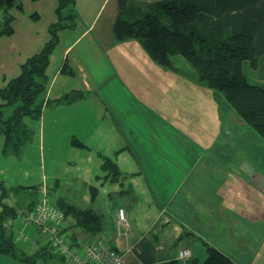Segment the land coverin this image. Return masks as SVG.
<instances>
[{
	"label": "crops",
	"instance_id": "1",
	"mask_svg": "<svg viewBox=\"0 0 264 264\" xmlns=\"http://www.w3.org/2000/svg\"><path fill=\"white\" fill-rule=\"evenodd\" d=\"M81 1L79 6L76 0L74 5L64 10L65 14L73 10L76 12V23L73 27L59 29V42L50 55L46 69L48 80L44 98L48 103L39 118L29 117L40 119L38 129L43 144L47 123L51 131L62 122L71 125L73 142L80 147L95 149L101 169L96 178L104 184H112L113 188L109 187L111 189L106 191L108 200L117 202L110 204L109 210L104 212L93 208L101 217V230L98 234L85 231L74 224V219L67 217L63 229L67 238L85 243L96 236L104 237L124 255L125 264H135L138 260L146 264H167L171 259L180 258L179 251L183 247L192 250L190 260L203 261L207 256V244L219 248L238 264H264V208L257 215L258 209L246 203L243 194L241 197L234 194L233 198L222 199L218 195L214 198L208 195L211 194L209 187L216 182H228L234 186L231 180L236 176L232 175L226 165L217 162L219 168H224V176L209 178L208 167L196 148L189 150L178 146L171 136L179 137L180 134L173 130V126L163 116H157L144 108L128 90L130 84L125 76L130 66L136 70L146 66L154 74L155 63L158 62L154 59L155 63L151 62L144 56L143 64L138 60L137 65L124 66L126 63L121 71L118 70L112 53L126 45L135 46L134 42H123L134 38L118 40L114 34L118 2H114L107 10L108 0ZM22 3L21 11H24L23 0ZM57 5L58 0H48L47 4L40 2L34 12L39 17L31 15L30 19H40L42 11L49 7L52 17L45 28V32H49L48 26L58 19ZM14 30L16 33V27ZM45 32H30L31 48L17 50L13 67L4 71V76L0 77V88L8 82L7 75L16 72L15 68L19 65L21 70V64L37 52L39 41L36 36L43 43L49 39ZM137 53L141 54L139 51ZM119 56L121 54L115 57ZM64 66H69L72 72ZM71 91H84V95L74 101L53 102ZM197 149H200L199 146ZM106 159L116 163L118 173L104 170ZM209 163L213 165L211 160ZM76 183L78 188L67 186L59 192L60 195L70 199L71 195H78L73 191H84L85 187L83 198H87V192L92 201L99 197L100 188L97 183L88 182L82 177ZM44 191L48 194L51 192L49 187H42L37 193ZM73 199L83 200L76 196ZM246 200L250 201L248 197ZM119 207L126 208L131 224V230L122 235L116 232ZM229 215L233 221L225 223L226 220H223L218 228L211 221L201 219L226 218ZM21 227L30 229L33 238L42 244L48 243L39 232L36 233L35 227L32 228L23 220L16 224L14 230L18 236ZM204 227L211 233L216 229L218 235L215 242L206 237L207 232L202 229ZM198 229L205 235H200ZM28 243L33 247L32 253H35L38 247L36 243ZM59 262L67 263L62 258L53 260L52 257L47 264Z\"/></svg>",
	"mask_w": 264,
	"mask_h": 264
},
{
	"label": "trees",
	"instance_id": "2",
	"mask_svg": "<svg viewBox=\"0 0 264 264\" xmlns=\"http://www.w3.org/2000/svg\"><path fill=\"white\" fill-rule=\"evenodd\" d=\"M75 2L58 0V19L49 26V39L21 64L20 73L0 88V135L4 136L3 150L6 154L22 150L33 135L24 118H39L48 103L44 98L48 80L46 69L50 55L59 42V29L73 27L76 23L74 10L64 13L65 8ZM117 2L119 12L113 31L118 40L139 38L156 62L177 71L180 68L172 56L182 55L196 69L187 75L198 84L212 89L215 95L223 96L264 137V80L252 82L243 68L247 60L253 68L261 66L264 79V0ZM12 8L23 9L22 0H14L13 3L12 0H0V39L15 31ZM32 17L38 18L39 14L34 13ZM64 67L72 72L69 66ZM83 95L84 91H71L53 102L74 101ZM5 107H11L8 116L5 114L8 108ZM104 170L118 173L116 163L111 159L105 160ZM22 189L26 186L16 187L14 191ZM0 190L5 193L7 189L0 183ZM39 196L40 192L36 198L29 195L31 198L18 206L2 203L0 253H7L27 264H47L52 257L53 260L62 258L66 261L49 240L43 244L35 240V243L38 242L37 250L27 254L13 239L16 224L22 220L19 216L33 209ZM53 203L62 209L66 218L74 219L75 225L93 234L100 232L101 217L93 208L80 206L65 195H60ZM27 230L30 229H19V239L30 242L24 237ZM35 230L38 233V229ZM38 234L45 238L40 232ZM30 237L33 238V235ZM206 247L207 256L203 261L190 260V257L186 260L171 259L167 264H238L219 248L211 244Z\"/></svg>",
	"mask_w": 264,
	"mask_h": 264
},
{
	"label": "rangeland",
	"instance_id": "3",
	"mask_svg": "<svg viewBox=\"0 0 264 264\" xmlns=\"http://www.w3.org/2000/svg\"><path fill=\"white\" fill-rule=\"evenodd\" d=\"M77 1V6H79L82 1ZM95 1L98 2V0ZM116 1L108 0L107 10ZM23 2L24 11L20 8L11 10L16 15V21L13 22L16 33L12 34L13 36L3 35L2 40L0 39V77L4 76V71L13 67L18 49L31 48L30 32L34 34L36 31L45 32L47 22L52 17V11L47 7L42 11L40 19H30L39 3L47 4L48 0H23ZM45 35L49 38V32L46 31ZM36 38L39 41L38 50H40L44 43L41 38L37 36ZM123 42H134L135 46L126 45L112 53L119 71L126 63L124 66L137 65L138 60L142 63L144 56L155 63L139 38ZM119 54L121 56L116 58L115 56ZM172 58L177 66L185 67V69H180L179 73L177 70L155 63L154 74H151L146 66L137 70L134 66H130L125 76L130 84L128 90L144 108L157 116H163L173 126V130L180 134L179 137L171 136L173 141L179 144L178 146L189 150L192 147L196 148L198 154L202 155L203 163L208 167L209 178L224 176V168H219V164L226 165L232 175L236 176L231 177L234 186L229 185L228 182L223 184L216 182L211 185L209 187L211 194H208L212 196L211 198L217 195L219 199L233 198L234 194L239 197L243 194L250 199L247 202L245 197V202L253 205L254 209H258L257 215H260L264 208V137L223 96L219 97L212 89L201 86L193 82L194 80L191 81L187 74L195 72L196 69L182 55L176 54ZM243 68L252 82L264 80L261 66L253 68L247 60ZM15 69H17L16 72L11 71L12 73L7 75L9 79L20 72V65ZM5 108H9L5 109V114L8 116L11 107ZM40 122V119H32L29 116L24 118V123H27L28 127L33 130V135L20 152L6 154L3 150L4 136L0 135V183L7 189L5 193L0 190V211L2 203L18 206L29 200L31 198L29 195L36 198L38 189L41 190L42 187H49L51 192L48 196L52 202H55L60 196L59 192L67 186L78 188L76 181L79 177L86 178L88 182L97 183L100 188L99 197L92 201L87 192V198H83L84 187V191H73L78 195L73 194L69 196L70 199L74 200L73 197L76 196L83 199L74 200L81 206L95 207L102 212L109 210L110 204H114L117 200L112 202L108 200L106 191L111 189L109 187H112V184L110 182L104 184L96 178L101 169L99 159H96L95 149L80 147L74 143L71 125L68 126L67 122H62L52 131L47 123L43 144V140L41 141L39 137ZM35 131H37L36 134ZM198 146L201 150L197 149ZM209 160L213 165L209 163ZM20 186H26V189L15 192L14 189ZM220 193L223 195L221 196ZM231 215L226 218L205 217L201 219L211 221L218 228L217 226L223 220H226L225 223L233 221ZM245 218L250 220L248 216ZM186 219L194 220V218ZM232 224L235 225L230 223L231 226ZM202 229L205 233L207 232V227ZM198 231L200 235H205L202 230L198 229ZM216 233L214 229L212 233L207 232L206 237H210L212 239L210 241L215 242L218 235ZM27 234L33 235L31 230H27ZM206 237L203 238L206 239ZM13 239L19 247H23L27 254L32 253V246L20 240L17 232H14ZM210 241L209 243H212ZM0 262L2 264H27L7 253H0Z\"/></svg>",
	"mask_w": 264,
	"mask_h": 264
},
{
	"label": "built area",
	"instance_id": "4",
	"mask_svg": "<svg viewBox=\"0 0 264 264\" xmlns=\"http://www.w3.org/2000/svg\"><path fill=\"white\" fill-rule=\"evenodd\" d=\"M19 217L27 225L37 228L38 232L49 240L50 245L65 257L68 264H125L124 255L104 237L96 236L85 243L67 238L66 232L62 230L66 225L65 213L50 200L47 191L40 193L39 200L33 209ZM117 218V234L128 233L131 230V224L125 207H119ZM24 237L35 243L36 239L31 238L29 234H24ZM191 256L192 250L189 247L180 249L181 259L186 260ZM135 264L146 263L138 260Z\"/></svg>",
	"mask_w": 264,
	"mask_h": 264
},
{
	"label": "water",
	"instance_id": "5",
	"mask_svg": "<svg viewBox=\"0 0 264 264\" xmlns=\"http://www.w3.org/2000/svg\"><path fill=\"white\" fill-rule=\"evenodd\" d=\"M14 2V0H12V3Z\"/></svg>",
	"mask_w": 264,
	"mask_h": 264
}]
</instances>
